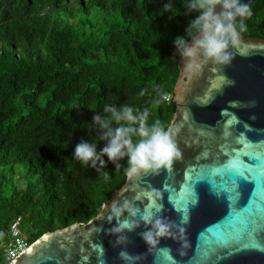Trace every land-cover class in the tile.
<instances>
[{
  "label": "clouds",
  "instance_id": "clouds-1",
  "mask_svg": "<svg viewBox=\"0 0 264 264\" xmlns=\"http://www.w3.org/2000/svg\"><path fill=\"white\" fill-rule=\"evenodd\" d=\"M183 3L184 15L198 13L187 26L188 39L178 36L174 40L185 71L194 77L209 62L217 65L230 64L234 58L231 49L239 45L241 34L247 31L245 20L252 15L250 5L244 0H183ZM164 10L173 11V5L166 4ZM140 95H144V92ZM103 112L105 115L97 113L93 117L94 123L89 127L101 131L102 138L107 139L108 143L99 154L95 142L81 141L77 144L74 157L82 166L87 167L91 163L92 167H96L99 162L103 167L105 161L102 157L105 155L113 162L127 157L128 166L124 173L133 178L170 169L173 162L181 157L171 129L165 128L158 121L149 124L147 110L141 113L129 104L121 107L105 104ZM101 175L104 180H108L107 172ZM148 195L151 197L153 193ZM155 195L159 196V193L156 192ZM126 211L136 217L139 210L128 200L123 204L113 201L107 208V219L118 221L117 226L111 230L113 233L120 234L137 226L136 223L129 224L128 220H120ZM143 221L151 226L143 233V238L150 247H155L158 239L166 236L181 241L183 247H187L186 230L183 227L177 226V235L172 232L173 225L162 218L153 220L145 215ZM124 239L118 236V243H123ZM121 257L126 258L127 253L122 252Z\"/></svg>",
  "mask_w": 264,
  "mask_h": 264
},
{
  "label": "snow or ice",
  "instance_id": "snow-or-ice-1",
  "mask_svg": "<svg viewBox=\"0 0 264 264\" xmlns=\"http://www.w3.org/2000/svg\"><path fill=\"white\" fill-rule=\"evenodd\" d=\"M233 156H237V154L234 152ZM217 178H219V182H217ZM205 179L212 183L214 189H220L225 193H231L233 198H235L237 193H241L240 179L253 182L255 186H264V157L258 156L255 152L244 151L239 153L235 166L223 168L215 174H212L211 170L201 172L199 167L193 170L191 177L185 182L186 187L183 190L184 194L180 198L181 207H189L190 204L197 201L194 185L198 181ZM251 231L252 228L251 225H249V232ZM259 236L261 239H264V229L260 230ZM240 245L248 247L254 246L248 232L241 238Z\"/></svg>",
  "mask_w": 264,
  "mask_h": 264
}]
</instances>
